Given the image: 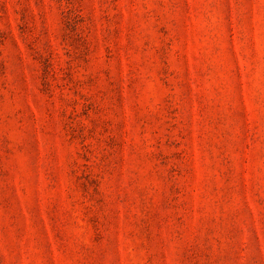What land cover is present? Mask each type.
Returning <instances> with one entry per match:
<instances>
[{
    "label": "rangeland",
    "instance_id": "1",
    "mask_svg": "<svg viewBox=\"0 0 264 264\" xmlns=\"http://www.w3.org/2000/svg\"><path fill=\"white\" fill-rule=\"evenodd\" d=\"M0 264H264V0H0Z\"/></svg>",
    "mask_w": 264,
    "mask_h": 264
}]
</instances>
